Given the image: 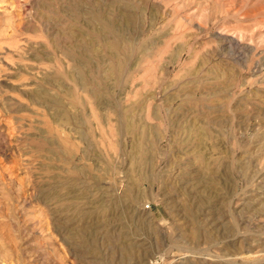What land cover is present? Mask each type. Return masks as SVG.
<instances>
[{"label":"rangeland","instance_id":"1","mask_svg":"<svg viewBox=\"0 0 264 264\" xmlns=\"http://www.w3.org/2000/svg\"><path fill=\"white\" fill-rule=\"evenodd\" d=\"M0 264H264V0H0Z\"/></svg>","mask_w":264,"mask_h":264}]
</instances>
